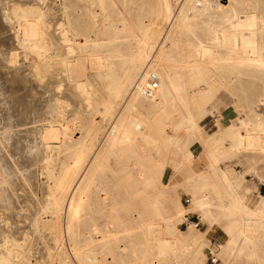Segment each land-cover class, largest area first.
Instances as JSON below:
<instances>
[{"label":"bare ground","instance_id":"obj_1","mask_svg":"<svg viewBox=\"0 0 264 264\" xmlns=\"http://www.w3.org/2000/svg\"><path fill=\"white\" fill-rule=\"evenodd\" d=\"M52 1L54 2V0ZM177 1L178 0H152V2L151 0H140L139 2L138 0H70L68 5L63 3V5L59 6L58 8L56 7L57 11H60L59 14H57L58 17H56L59 19L58 28L61 32V39H63L65 42H69V40L72 39V43H67L66 57H64V55H60L61 57L58 56L59 58L57 59H60V61L57 60L58 62L55 63L49 60V58L52 59V57L56 55L53 54L55 50L53 45L55 43V39L57 38L53 34L52 36L55 37H52V42H48L49 34L45 30L46 24L44 25L45 22L43 21L42 16L43 12L41 13L40 9L36 8H29L24 11H17V9H15L13 11V16L18 20L30 19L29 23H24L26 27L23 30L25 31L26 37H23V40L27 41L29 47L35 50L37 54L36 56L39 59V68L43 71L44 69H47V74L44 75L42 72L37 79L41 82L38 83L42 84L41 86L43 90L48 91L46 90L48 88L53 90L55 87L57 89L58 87L56 85L58 84V80L56 79V75L63 71L64 73L62 76L65 74V77L68 78L66 80H71L74 82V84L69 85L67 88L68 93L70 94L65 96H67L69 100V95H72L73 97L71 96V100H75V102H77L75 104L78 105V101H81V94L83 95V93H86L85 87L89 82L87 79L86 80L88 82L82 80L83 71H86L88 68L87 60L93 61L94 59H100V54H103L105 59L104 65L106 68H116L120 71V77H118V73L112 79L111 96H109V99L105 101L106 103L103 106V110H101L103 120L104 118L109 117L107 127L100 134L99 125L94 122L95 119L83 124L85 127L84 132H81L80 136L73 143L75 156V159L73 158L74 164L66 171L63 181H66L70 175L71 179H69L67 185L66 182H60L59 184L57 183L54 191H50L51 193L48 192L50 194L48 202V214L54 216L57 213H61L65 215L67 220H71L75 208L77 209V207L82 204L83 194L86 193L91 177L94 175L96 168L100 165L102 158H104L106 154H112L117 157V164L121 165L122 167H130V163L135 165L136 163L132 161L124 163L119 155V152L121 150H126L128 147H134L137 144L136 142L143 138L146 142L153 143L157 139V133L166 128L169 122L177 117H180V120H182L179 122L182 125L183 131L190 129L197 132L199 129L200 135L204 136L207 140H218L220 139V135L226 134L230 136L229 148L232 152L250 151L257 154L259 153L260 158L264 160V114L257 112L251 103L247 105L249 109L248 115H246L245 118L241 117L238 119L239 125L237 127H234L231 124L225 126L224 128H218L214 132L208 134L203 133L201 127L198 128L195 121V116H197L198 113L200 114L206 111L205 107L207 100L209 99L210 94L213 92L212 84H210L208 77V74L211 70L227 69L231 72H237V74H246V76L249 77L246 88V91L248 92L255 88L257 85V79L264 81V17H262L263 13L260 9V4H264V0H223L208 1L202 4H197L193 0H180L182 7L178 6ZM143 6H147L148 8L143 9ZM52 9L54 12L53 6ZM120 9H124V15L121 13ZM142 9L143 12H141ZM42 11H45V9H42ZM49 12L47 13L49 14ZM44 14L45 13H43V15ZM216 19L223 20V25L219 28H217L218 26L216 28L211 26V24H213ZM54 22L56 23V21ZM132 27L137 30V34H134V32L130 31ZM201 29L204 30V37H199L197 34V32ZM127 30L130 31L131 38L135 39L134 43L128 42L126 39L128 37V35L125 33ZM182 36H184V38ZM180 37L183 38V42H181ZM181 43L186 45L188 53L186 56L179 58V54L182 53L183 50L180 48ZM47 44L51 47L47 48ZM57 53L59 52L57 51ZM91 65L94 68L103 66L102 63L99 62L93 64L91 63ZM40 69L39 71H41ZM151 69L156 71L155 73L159 82L158 91L151 94V98L153 97L151 101L153 105L157 107V109L154 110L150 117H145L141 114L139 116H135L132 113L134 108L133 100L138 95H146L141 92L139 85L147 84V74ZM34 80L35 79L32 81L33 83ZM65 83L66 82L63 83V86ZM262 87H264V84H262ZM189 88L190 90L192 89V93H190ZM88 92L90 91L88 90ZM51 95L48 97L50 100L47 101L49 104H47V102H42L41 100H37L35 102L33 101L32 106L29 103L32 110L34 109V116L37 115V117H39L38 119L42 120L46 118V114H48L50 117H53L55 114L58 115V113H60V110L58 109L60 102L58 101L57 97ZM65 96L63 95L62 98ZM84 98L86 99V97ZM193 100H197V104H193L191 107L189 104L194 103L192 102ZM82 101H84V99ZM256 101L260 102L262 101V98H257ZM89 103H91V101ZM82 105L84 104L82 103ZM82 105L80 107H82ZM194 106L197 108L195 112L191 110ZM25 109L28 112L30 111L27 108ZM78 109L79 108L77 107V111ZM198 110L201 111L198 112ZM24 114L26 115L27 113L24 112ZM51 120L50 122H53V118ZM30 122L32 121L30 120ZM50 122L48 127L43 128L42 133H40L42 140L46 143L45 144L43 142V144H45V148L49 147L48 142H50L51 139H56V128H54ZM33 132H28V135L29 133L33 135H35V132L38 133L36 130L34 133ZM9 134L7 133L8 138ZM12 141L14 142V140ZM24 141H26V139H24ZM13 142L12 144H14ZM26 142L25 144H27ZM33 142L35 141L33 140ZM5 143L6 142H4V144ZM211 159L213 163L210 168L212 174L218 172L223 180L224 185L230 187L231 181L229 182V175L232 172H230L228 169H221L218 164H214V162H218V159L216 157L214 158L213 152ZM263 169L264 166L260 165L257 166L256 170L254 171V174L259 177V181L264 180ZM0 170L4 171L2 169ZM5 172L8 171H4V173ZM47 173L50 178L53 177L51 170L48 169ZM3 177H0V180L3 179ZM190 178L193 179L192 177ZM116 181L124 193L123 201L120 202L119 218L123 220L122 223L124 224L126 222H133L134 218L131 214V209L128 207L125 201L126 197L128 198L131 192L129 194V191L121 184L120 180ZM197 181L198 177L195 175L194 183H190L191 185L194 184L195 188H190L188 190L191 196L188 206H184L182 203L176 200L175 208L169 209L165 206V213L163 214L161 207L157 204L158 201L156 199L151 200V217L159 221L158 223H161L171 236L170 238H157L155 233V237L152 236L150 238L154 243H152L153 246H151V244L150 246L156 249L155 250L152 248V250L154 249L159 255L162 256H175L179 253H182V249L188 245L190 240L194 241L195 248H197L198 245L204 242L202 232L199 228H196L194 224H188L186 230L181 231V229L178 227L180 218L184 213L194 211L201 215V218L205 224L213 225L217 217L215 215L214 208L216 209V212H219L222 215L239 213L245 214V216H241V222L236 226L233 227L232 225L224 227L223 233L228 239L227 245H230L229 243L232 241L231 236L233 234V229L237 230V234L243 239L241 245L239 246L240 251L245 246L250 247L254 243L255 235H250V233L248 234L246 231L248 229L250 231L251 229L259 230L258 235L261 236L262 242L264 243V194L259 195L258 204L252 208L245 205L242 199L243 196L236 194H233L234 196L231 201H224L220 197H216L215 201H213V198L209 196V183L204 180L203 176L200 177L199 182ZM8 182L9 181H7V183ZM4 183L6 184L5 181ZM10 183L11 181L9 182L10 186L14 185L13 182L12 184ZM6 189H8V187ZM6 189H4V191ZM2 190L3 187L0 184L1 194ZM140 191L143 192V190ZM9 194H11V192ZM1 197L3 199V196ZM99 201H102V198H100L99 195H96L94 197V203H99ZM1 202H3V200ZM9 202H11V200ZM8 204H6V206ZM2 206L0 208H2ZM6 206H4V208L6 212H8ZM8 210L10 209L8 208ZM1 216L3 215H0V217ZM38 217H40V215ZM51 219L53 220V218ZM249 220H251V222L254 220L255 222L250 224ZM144 221L145 219L139 218L138 222H135L141 226L140 223L142 224ZM243 221H246V224L243 223ZM111 223L112 225L110 229L93 223L90 225V231L88 235L83 236L81 240H79V234L75 238H72L70 244L71 247L69 250L70 255L69 251L63 250V247L59 242H55L57 243L56 250L58 257L56 262L59 264H73L70 261V257L72 258L73 254L76 256L77 245L83 243H87V245H89L93 251L95 249L97 251L107 250L114 252L118 257H120L123 247H121V244L119 243L127 238L124 247L130 246L132 245L131 239L133 236L131 232H128L129 228L126 226L120 228V224L115 219ZM42 224L47 226L49 225L47 221L42 222ZM22 225L24 224L22 223ZM146 226H148L149 231L151 230V232H148V234L153 235L152 230L154 223L147 224ZM12 233L14 234V231ZM95 235L100 236V238L98 237L95 239V237H97ZM141 235L143 234L141 233ZM2 238H4V235ZM12 243L11 245L7 244L10 245L8 253L15 252V254H17L21 252H17L19 250L18 248H20L18 244L13 246ZM72 252L73 254H71ZM7 256L9 257V255ZM20 256L21 257H18L21 259L22 264H27L25 262L26 260H23L24 255L22 254ZM89 259L92 260L93 258L90 257ZM194 259L195 253L192 254V261ZM7 260L0 252V264H8Z\"/></svg>","mask_w":264,"mask_h":264},{"label":"rangeland","instance_id":"obj_2","mask_svg":"<svg viewBox=\"0 0 264 264\" xmlns=\"http://www.w3.org/2000/svg\"><path fill=\"white\" fill-rule=\"evenodd\" d=\"M139 1L140 0H138V2ZM0 2V166L3 167L4 165V167H0V169L8 171L4 173V171L0 170V174L2 173L0 177H5H3L4 180H0V184L3 187L2 194L0 193V197L3 196V199L2 197L0 198V204H5L4 206H6V204L9 203L6 206L8 212H6L4 206L0 205V207L2 206V208H0V215H3L0 217V236L3 237L4 235V238L0 237V252L2 253V256L6 258V260L8 259V264H22L21 259H19V257H21L20 255L22 254L24 255L23 260H26L25 262L27 264H50V262L51 264H59L58 262H56L58 260L56 250V245L58 242L60 243V245H62L63 250L69 251L72 238H75L79 234V240H81L83 236L88 235L91 224L95 223L100 225L101 227L110 229L112 225L111 222L114 219L118 221V223L120 224V228H123L125 226L129 228L128 232H131L133 236L131 239L132 245L124 247L127 238L119 243L121 244V247H123V250L120 254V257L122 258L118 257L114 252L107 250L97 251L95 249L93 251L91 250L92 248L87 245V243H83L77 245L76 256L75 254H73V252L71 253L73 254V257H70V261L73 264H210L207 249L211 247V244H214L218 247L219 260L217 264H264V243L262 242L261 236L258 235L259 230H246L248 234L250 233V235H255V240L250 247L245 246L240 251L239 246L241 245L243 239L237 234L238 231L233 229V234L231 236L232 241H230V245H227L228 239L223 233L224 227L232 225L233 227L236 226L241 222V216H245V214L239 213L222 215L221 213L216 212L215 208V215L217 217L213 225L205 224L201 218V215L198 212L194 211L186 212L180 218L178 227L179 229H181V231H185L188 224H194V226L196 228H199L202 232L204 242L198 245L197 248H195L194 241L190 240L188 245L184 249H182L181 254L179 253L175 256L170 255V257L167 255H163V257L162 255H159L157 251H155L156 249L154 247H151L153 246V240H151L150 238L154 236L155 233V236L157 238L171 237L169 232L166 231V228L163 227L161 223H158L159 221L151 217V200L156 199L158 201L157 204L161 207V211L163 212V214L165 213V206L169 209L175 208L176 200L182 203V205L188 206L191 200V196L188 191L190 188H185L184 185L190 184L188 183V181H193L195 175L197 174H195L194 177L192 175L186 177V170L192 169L196 173H200L199 175H197L198 181L200 177H204V180L209 183V196L213 198V201H215L216 197H220L224 201H231L234 196L233 194L240 195L235 190L237 185L233 183V181H235V175H243L244 181L253 182L255 184V188L252 189L249 193H246L247 196L242 197L245 205L252 208L256 204H258V193L264 194V180L259 181L254 174V171L258 166L257 161L260 158L259 153L256 154L254 152L248 151L245 153L235 154V152H232L229 148L230 136L226 134L220 135V139L218 140H207L197 131L195 135L198 134L200 140L196 136L193 142V147L194 149H196L195 156L189 158H185L183 155V153L185 152V148L182 145V141L178 144H175L173 142L166 151L164 150L165 148L158 149L159 153H156L154 149L150 148L152 143L146 142L144 138L137 141V144L134 147H128L126 149L129 153L128 155H131L133 151H135V149H140L141 151L148 152V159L149 161H151L148 174L151 175L154 179L152 178L153 180L151 181V183H147L145 185H151L150 187H143L141 189L143 190V192L138 190L140 185H138L136 180H138V178H142V174L136 173L134 171L135 165L130 163V167H122L121 165L117 164V157L112 154H106L104 158H102V162L100 163V165L96 168L94 175L91 177L86 193L83 194L82 204L78 206L77 209L75 208L72 219L67 220L65 215L61 213H57L58 215L55 214L54 216L48 214V202L50 198L49 193L54 191L57 183L59 184L60 182H66L67 185L69 179H71L70 175V177H68L66 181H63L66 171L74 164L73 158L75 159V156L73 143L80 136V133L84 132L85 127L83 126V124L95 119L94 122L99 125L100 134L107 127L109 117H106L103 120L101 110H103V106L106 103L105 101H107L109 99V96H111L110 94L112 93V79L118 73V77H120V71L116 68L107 69L104 65L105 59L103 54H100V59H94L93 61L87 60L88 68L86 69V71H83L82 80L85 82H89L85 87L86 93H83V95L81 94L82 98L80 97L81 101H78V105L75 104L77 103L75 102V100H71L72 95H69L70 99L68 100L67 94L70 93H68L67 88L69 87V85L74 84V82L71 80H66L68 78L65 77V74L64 76H62L64 73L63 71L59 72V74L56 75V79L58 80V84L56 85L58 87L57 89L55 87L53 90H51V88L46 89L48 91L43 90L41 86L42 84H40L41 82L37 79L42 72L44 75H46L47 69H44L43 71L39 68V59L36 56L37 54L35 50L29 47L27 41L23 40L26 37L25 31L23 30L26 27L24 23H29L30 19H26L27 21L24 19L18 20L13 16V11L15 9H17V11H24L29 8H36L40 9L41 13H45L44 15L42 13V16L43 21L45 22L44 25L46 24L45 30L49 34L48 42H52V37L56 36L57 38L55 39L56 44L54 43L53 45L55 49V53L53 52V54L56 55L53 56L52 59L49 58V60L55 63L60 61V59L57 58L63 55L64 57H66L67 43H72V39H70L69 42H65L63 39H61V32L58 28L59 19L56 18L58 17L57 14H59L60 11L58 12L56 7L58 8L59 6L63 5V3L68 5L70 0H54V2L52 0H0ZM52 2H56V5ZM180 2V0L177 1L178 6L182 7ZM44 6L47 7L45 8ZM52 6L54 8V12L52 11ZM146 8L148 7L143 6V9ZM42 9H45V11H42ZM143 9L141 12H143ZM260 9L263 13L262 17H264V4H260ZM120 10L124 15V9ZM47 12H49V14ZM50 15L52 16V18ZM54 21H56V23ZM222 25L223 20L221 19H216L213 24H211V26H213L214 28H216L217 26V28H219ZM130 31L134 32V34H137V30L134 27H132ZM130 31L127 30L125 32L128 35L126 39L128 40V42L134 43L135 39L131 38ZM53 34L55 36H52ZM197 34L199 37H204V30H199ZM182 37L184 38V36ZM182 37H180L181 42H183ZM49 47L51 46L48 45L47 48ZM180 48L183 50L182 53L179 54V58H182V56H186L188 52L186 45L182 43L180 45ZM56 50L59 53H57ZM96 61L102 63L103 66H100L99 68L92 67L91 63H97ZM39 69L41 71H39ZM150 71L153 70L151 69ZM153 72L156 71L154 70ZM208 77L210 80V84H212L213 92L210 94V97L207 100L205 107L206 113H202V116H200V114L198 113V124L200 125L203 133L210 134L218 128H224L225 126L231 124L234 127H237L239 125L238 119L241 117L245 118L246 115H248L249 109L247 105L250 103L252 104V106H254V109L257 112L264 114V87H262L264 81L257 79V85L255 86V88L248 92L246 91V88L249 77L246 76V74H237V72H231L227 69H213L209 72ZM33 79H35L34 83L32 82ZM64 82L66 83L63 86ZM87 89L91 93L88 92ZM158 89L159 87L157 86L154 92H157ZM190 93H192V89L190 90ZM51 94L57 97L58 101L60 102L58 105L60 113H58V115L55 114L53 117H50L48 114H46V118L42 120L38 119L39 117H37V115L34 116L33 114L34 109L32 110L31 108L32 102H35L37 100L47 102L50 100L48 99V97ZM63 95H67L65 96L66 98H62ZM84 97H86V99ZM257 98H262V101L257 102ZM83 99L84 101H82ZM151 99H153V97L151 98V95L136 96L133 100V115L139 116L141 114L145 117H150L154 110L157 109V107L153 105ZM90 101L91 103H89ZM192 102L194 103L189 104L191 107L193 106V104H197V100H193ZM29 103L31 104V106ZM82 103L84 105H82ZM47 104L49 103L47 102ZM76 105L79 108L78 111L80 112L77 111ZM81 105L83 108L80 107ZM99 107L102 109H100ZM25 108L30 110L31 113L30 111L28 112ZM191 110L195 112L197 108H195L194 106ZM199 111L201 110H198V112ZM24 112L27 114L25 115ZM73 115L75 116V119ZM87 115L89 118L87 117ZM52 118L53 122L55 123L50 122ZM30 120L32 122H30ZM14 122L16 125L14 124ZM49 122L52 123L54 128H56V139H51L50 142H48L49 147L45 148L46 143L42 140L40 133H42L43 128L48 127ZM33 130L34 132L35 130L38 131V133H34ZM28 132H33L35 135L31 133H29L28 135ZM3 133L6 134L4 135ZM7 133H11L9 134V138ZM36 133L40 136H38ZM11 135H13L14 137ZM160 136H162V138L165 137V139L173 137L171 129L169 127H166L163 132L159 133L158 137ZM2 137H4L5 139ZM15 138L17 143L15 141ZM39 138L41 139V141ZM8 139L11 141H9ZM24 139H26L27 142L24 141ZM12 140H14V142ZM33 140L35 142H33ZM3 141L7 144H4ZM12 142L14 144H12ZM25 142L27 144H25ZM43 142L45 144H43ZM212 152L214 158L216 157L218 159V162H214V164H218L221 169H229L231 167L235 173L244 171L243 174L232 173L229 175V182L231 181L230 187L224 185L223 180L218 172L212 174L210 170L211 165L213 164L211 159ZM196 154H199V156L196 157ZM130 158L132 159V157L130 156L126 158V160H124V163L129 162ZM196 162L200 164L199 168L196 167ZM227 165H229L230 167ZM247 168H249V171H245ZM48 169L53 173V177L51 176L52 178H50L47 173ZM171 171L174 174L169 177ZM131 172L133 173L132 178L135 180V185H138V187L136 188H134V186L129 183L122 182V179L120 178L122 174L129 176ZM157 176L159 178H157ZM190 177H192L193 179H191ZM231 177H233V179ZM116 180H120L121 184L129 191V194L131 192L130 196H128V198L126 197L125 201L128 207L131 209V214L134 218L133 222H126L124 224L122 223L123 220L119 218V207L120 202L123 201L124 193L121 187H119V184H117ZM4 181L7 185L4 183ZM7 181H11L10 184H12L13 182L14 187L10 186L9 182L7 183ZM167 183H169L170 185ZM162 184H164L165 187H160V185ZM7 187L8 189H6ZM4 189H6L7 191L5 190V192ZM10 192L11 194H9ZM96 195H99L100 198H102V201H99V203H94V197ZM7 196L12 197L8 198ZM8 199L9 201L11 200V202H9ZM2 200L3 202H1ZM3 208L5 211L3 210ZM8 208L10 210H8ZM39 215L40 217H38ZM51 218H53V220ZM139 218H143L146 221L143 222L144 224L140 223L141 226L136 223L138 222ZM45 221L49 223L48 226L42 224V222ZM249 221L247 222H249L250 224H253V222H255L254 220H252V222L251 220ZM245 222L246 221H243V223ZM22 223L24 225H22ZM153 223V235H150L148 234V232H151V230L149 231V228L146 225ZM13 231L14 234L12 233ZM141 233L143 235H141ZM98 237L100 238V236H97L95 237V239ZM11 243L13 246L15 244H18L21 249L18 248L19 250L17 252H21L17 254H15V252L8 253V249ZM152 248H154L155 250H152ZM24 253H28L26 254L28 258ZM193 253H195V259L192 261ZM7 255H9V257ZM89 256L93 259L90 260Z\"/></svg>","mask_w":264,"mask_h":264},{"label":"crops","instance_id":"obj_3","mask_svg":"<svg viewBox=\"0 0 264 264\" xmlns=\"http://www.w3.org/2000/svg\"><path fill=\"white\" fill-rule=\"evenodd\" d=\"M205 113H206V111L203 112V114H205ZM203 114L200 113V116H202ZM195 119H196L195 121H196V124H197L198 128H200V125L198 124L199 114H197V116H195ZM179 121H182V120H180V117H177V118L171 120L169 122L168 126H167V127H169L171 129V133L173 135L172 138L165 139V137L162 138V136L158 137L159 133L164 131V129H165L164 128L160 132L157 133V135H156L157 139L151 144L152 147H150V148L154 149L156 153H159L158 149L165 148L164 150L166 151V150H168V147L173 142L175 144H178L179 142L182 141V143H183L182 145L185 148V152L183 153L184 157L185 158H189V157L195 156L196 149H194V147H193V145H194L193 142H194V139L196 138V136H197V138H199V140H200V137H199L198 134L195 135L196 134L195 130L186 129V130L183 131L182 130V125L180 124ZM198 132H199V129H198ZM238 153H245V152H235V154H238ZM128 154L129 153L127 152V150H121L119 152V155H120L122 161L126 160V158H128L129 156L132 157V159L130 158V161L136 163L134 171L136 173L142 174V178H138V180H136L138 185H140L138 190H141L143 187H148V186L150 187L151 185L145 186L147 183H151V181L154 179L151 175L148 174L149 173L148 171L150 169L149 166L151 165V162L148 159V152L147 151L146 152L141 151L140 149H138V150L135 149V151H133V153L131 155H128ZM214 154H215V152H214ZM197 156H199V154H196V157ZM259 157H260V155H259ZM257 164H258V166H260V165L264 166V160L259 158V160L257 161ZM227 166H229V165H227ZM196 167L197 168L200 167V164L197 163V162H196ZM249 168H247L245 171H249ZM228 170H230V172H232L233 174H238V173L239 174H243L244 173V171H242V172L239 171V172L235 173L234 170L231 167ZM132 172H131V174L129 176H126L125 174H122V176L120 178L122 179V182L129 183V184L133 185L134 188H136V187H138V185L137 186L135 185V180L132 178L133 177V173ZM263 172H264V169H263ZM186 173H187L186 177H188L190 175H192L194 177L195 174H197V175L200 174V173H196L192 169L191 170H186ZM173 174L174 173L171 171L170 174H169V177H171ZM255 176L259 180V177L256 174H255ZM162 177H163V175H162ZM157 178H159V177L157 176ZM231 178L233 179V177H231ZM234 179H235V181H233V183H235L237 185L235 190L241 196H247L246 193H249L252 189L255 188V184L253 182L244 181L243 175H240V176L239 175H235ZM197 182H199V181H197ZM188 183H194V180L193 181H188ZM167 184H169V183H167ZM160 187H165V185L162 184V185H160ZM184 187L185 188H195L194 184H192V185L191 184H185ZM259 195H261V193H258V196Z\"/></svg>","mask_w":264,"mask_h":264},{"label":"built area","instance_id":"obj_4","mask_svg":"<svg viewBox=\"0 0 264 264\" xmlns=\"http://www.w3.org/2000/svg\"><path fill=\"white\" fill-rule=\"evenodd\" d=\"M197 4H202L208 1H223V0H193ZM147 84H140L139 89L142 93L146 95H151L157 88V76L156 73L153 71H149L147 74ZM207 253L209 255V263L210 264H217L218 258V247L214 244H211V247L207 249Z\"/></svg>","mask_w":264,"mask_h":264}]
</instances>
